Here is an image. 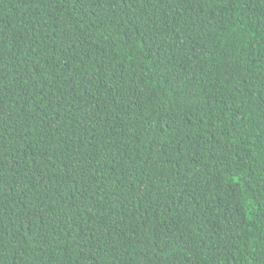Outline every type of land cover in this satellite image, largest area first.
I'll return each mask as SVG.
<instances>
[{
  "label": "trees",
  "instance_id": "16d2710c",
  "mask_svg": "<svg viewBox=\"0 0 264 264\" xmlns=\"http://www.w3.org/2000/svg\"><path fill=\"white\" fill-rule=\"evenodd\" d=\"M0 264H264V0H0Z\"/></svg>",
  "mask_w": 264,
  "mask_h": 264
}]
</instances>
